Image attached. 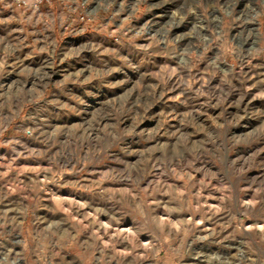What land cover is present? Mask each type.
<instances>
[{
    "label": "rangeland",
    "instance_id": "374dc122",
    "mask_svg": "<svg viewBox=\"0 0 264 264\" xmlns=\"http://www.w3.org/2000/svg\"><path fill=\"white\" fill-rule=\"evenodd\" d=\"M34 1L0 0V264H264V0Z\"/></svg>",
    "mask_w": 264,
    "mask_h": 264
},
{
    "label": "bare ground",
    "instance_id": "6f19581e",
    "mask_svg": "<svg viewBox=\"0 0 264 264\" xmlns=\"http://www.w3.org/2000/svg\"><path fill=\"white\" fill-rule=\"evenodd\" d=\"M169 13H171V16H178L179 14V12H177L176 10L175 11H168ZM169 13H167V14H169ZM178 14V15H177ZM183 25V24H182ZM152 26V25H151ZM66 132V131H65ZM93 132V131H92ZM77 201V200H76ZM76 208V207H75ZM121 222V221H120ZM120 222H117L116 221V223L114 224V225H112V226H114L113 227V232H114V234H113V236H115L119 241H120V243L122 244V245H127V246H133V241H139V236H137V234H136V231H135V229L134 228H132V227H128V226H126V224H124V223H120ZM107 227H108V225H107ZM112 232V231H111ZM140 243V242H139ZM194 248V247H193ZM201 249H202V246H201ZM193 251V250H192ZM192 253V252H191ZM123 255V257H125L126 256V253L125 252H123L122 253ZM211 251H209L208 249L207 250H197L195 253H194V255H193V257H192V262H190L189 264H211V263H213L212 261H213V259L211 258ZM216 254V253H215ZM243 255V254H242ZM7 256V255H6ZM6 256H3V258H5V259H7V257ZM221 256V255H220ZM219 256V257H220ZM224 257V256H223ZM190 259V258H189ZM215 261V260H214ZM220 261H222L221 259H220ZM225 261V260H224ZM224 261L222 262L223 264H224ZM14 264H22V262H24L22 259H20V258H18V257H16V258H14L13 259V261H12ZM226 263H228V264H230L228 261H226ZM219 264H221L220 262H219ZM234 264H243V263H241V262H238V263H234Z\"/></svg>",
    "mask_w": 264,
    "mask_h": 264
},
{
    "label": "built area",
    "instance_id": "2783aa9c",
    "mask_svg": "<svg viewBox=\"0 0 264 264\" xmlns=\"http://www.w3.org/2000/svg\"><path fill=\"white\" fill-rule=\"evenodd\" d=\"M3 1H7V0H3ZM13 1L19 3L20 5L21 4L28 5L31 2V0H13ZM40 1L41 0H35L34 2H35V4H37Z\"/></svg>",
    "mask_w": 264,
    "mask_h": 264
}]
</instances>
